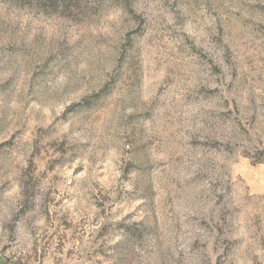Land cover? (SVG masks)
<instances>
[{"label": "rangeland", "instance_id": "rangeland-1", "mask_svg": "<svg viewBox=\"0 0 264 264\" xmlns=\"http://www.w3.org/2000/svg\"><path fill=\"white\" fill-rule=\"evenodd\" d=\"M0 264H264V0H0Z\"/></svg>", "mask_w": 264, "mask_h": 264}]
</instances>
